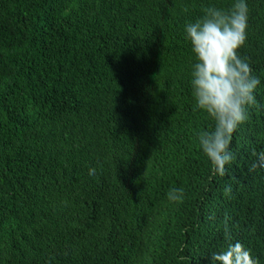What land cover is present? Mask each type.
I'll return each mask as SVG.
<instances>
[{"label": "trees", "instance_id": "1", "mask_svg": "<svg viewBox=\"0 0 264 264\" xmlns=\"http://www.w3.org/2000/svg\"><path fill=\"white\" fill-rule=\"evenodd\" d=\"M234 2L0 0V264H211L237 241L264 264V0L238 49L259 126L236 128L224 175L190 83L185 25Z\"/></svg>", "mask_w": 264, "mask_h": 264}, {"label": "clouds", "instance_id": "2", "mask_svg": "<svg viewBox=\"0 0 264 264\" xmlns=\"http://www.w3.org/2000/svg\"><path fill=\"white\" fill-rule=\"evenodd\" d=\"M248 13L246 0H235L228 10L207 6L200 18L185 25L186 39L195 57L190 81L195 108L204 111L213 121L211 130L199 134V146L219 175H224L225 166L233 160L230 143L236 128L243 123L259 126L249 118V108L257 103L254 92L260 81L252 75L246 60L238 55L246 40ZM195 115L198 121L200 114ZM253 155L257 160L252 169L264 167V152ZM235 157L237 170L241 171L248 155L235 153ZM95 172V168L89 169V175ZM230 192L231 186L224 189L226 195ZM182 196V188L174 187L167 193L171 202H179ZM225 235L228 236L227 231ZM211 264H258V261L237 241L212 253Z\"/></svg>", "mask_w": 264, "mask_h": 264}]
</instances>
